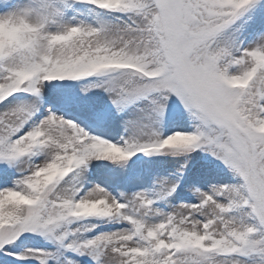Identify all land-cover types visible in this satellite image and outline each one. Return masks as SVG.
<instances>
[{"label":"snow or ice","instance_id":"6c2138e0","mask_svg":"<svg viewBox=\"0 0 264 264\" xmlns=\"http://www.w3.org/2000/svg\"><path fill=\"white\" fill-rule=\"evenodd\" d=\"M0 264H264V0H0Z\"/></svg>","mask_w":264,"mask_h":264},{"label":"rangeland","instance_id":"374dc122","mask_svg":"<svg viewBox=\"0 0 264 264\" xmlns=\"http://www.w3.org/2000/svg\"><path fill=\"white\" fill-rule=\"evenodd\" d=\"M193 159L189 162V171L186 175L189 180L194 178V173L200 167L202 162L201 156L204 154L197 155L192 154ZM145 160L151 161V163H136L135 158L132 162H129L125 169L120 170L119 175L122 183L119 185L122 189L119 192H125L126 194H131L135 191L144 190L149 195H154L156 188L158 187V182L160 179L171 178V174L182 163V157H172V156H153L145 157ZM119 167V166H118ZM132 178V182H128V179ZM114 194H119L116 189L110 188ZM181 191V193H183Z\"/></svg>","mask_w":264,"mask_h":264},{"label":"bare ground","instance_id":"6f19581e","mask_svg":"<svg viewBox=\"0 0 264 264\" xmlns=\"http://www.w3.org/2000/svg\"><path fill=\"white\" fill-rule=\"evenodd\" d=\"M97 182H100L99 180H97ZM114 189V188H113ZM119 189H122V187L121 186H119ZM111 191V190H110Z\"/></svg>","mask_w":264,"mask_h":264}]
</instances>
